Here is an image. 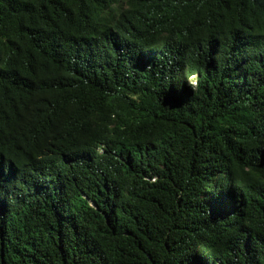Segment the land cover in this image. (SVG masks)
<instances>
[{
  "label": "trees",
  "instance_id": "1",
  "mask_svg": "<svg viewBox=\"0 0 264 264\" xmlns=\"http://www.w3.org/2000/svg\"><path fill=\"white\" fill-rule=\"evenodd\" d=\"M0 264H264V0H0Z\"/></svg>",
  "mask_w": 264,
  "mask_h": 264
},
{
  "label": "built area",
  "instance_id": "2",
  "mask_svg": "<svg viewBox=\"0 0 264 264\" xmlns=\"http://www.w3.org/2000/svg\"><path fill=\"white\" fill-rule=\"evenodd\" d=\"M194 84V83H193Z\"/></svg>",
  "mask_w": 264,
  "mask_h": 264
}]
</instances>
